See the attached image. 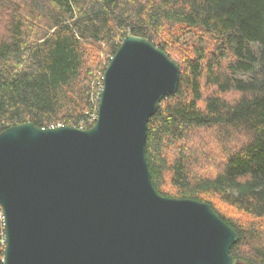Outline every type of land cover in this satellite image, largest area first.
I'll use <instances>...</instances> for the list:
<instances>
[{
	"label": "trees",
	"instance_id": "1",
	"mask_svg": "<svg viewBox=\"0 0 264 264\" xmlns=\"http://www.w3.org/2000/svg\"><path fill=\"white\" fill-rule=\"evenodd\" d=\"M0 10V131L92 127L109 60L126 35L148 38L180 69L147 123L154 188L209 203L237 234V264H264V0H0ZM95 44L102 62L83 73ZM3 252L0 218V264Z\"/></svg>",
	"mask_w": 264,
	"mask_h": 264
},
{
	"label": "water",
	"instance_id": "2",
	"mask_svg": "<svg viewBox=\"0 0 264 264\" xmlns=\"http://www.w3.org/2000/svg\"><path fill=\"white\" fill-rule=\"evenodd\" d=\"M179 65L128 34L109 60L95 123L0 131L3 264H237L235 230L207 202L160 195L147 123Z\"/></svg>",
	"mask_w": 264,
	"mask_h": 264
},
{
	"label": "rangeland",
	"instance_id": "3",
	"mask_svg": "<svg viewBox=\"0 0 264 264\" xmlns=\"http://www.w3.org/2000/svg\"><path fill=\"white\" fill-rule=\"evenodd\" d=\"M6 16H7V14L0 10V29H2L4 27L2 24L4 23V21H6ZM1 32H3V31L0 30V35H2ZM85 49H86L85 50L86 58L85 57L84 58H85V64L86 65L84 66L83 73L88 72L90 67L95 68L97 66V64L94 63V59L98 58V62H100V61L102 62V57H103V56H101V54L97 53V50H99V47L96 44L95 45H91V46H86ZM83 73L81 71L82 75H83ZM79 128H82V127H79ZM197 134L200 135L201 141L206 144V148L207 147L208 148H215L213 146H215L216 144L213 141V139L211 137V134H208V133H206L204 131L203 132H198ZM214 202L216 204L218 203L217 201H214ZM220 209L223 210L224 212L229 210V208L227 206H223L221 204H220ZM240 218L241 219H243V218L246 219L247 217L240 216ZM260 223L262 225H264V220H261Z\"/></svg>",
	"mask_w": 264,
	"mask_h": 264
},
{
	"label": "built area",
	"instance_id": "4",
	"mask_svg": "<svg viewBox=\"0 0 264 264\" xmlns=\"http://www.w3.org/2000/svg\"><path fill=\"white\" fill-rule=\"evenodd\" d=\"M0 218L2 219V209H1V206H0ZM3 221V220H2Z\"/></svg>",
	"mask_w": 264,
	"mask_h": 264
}]
</instances>
